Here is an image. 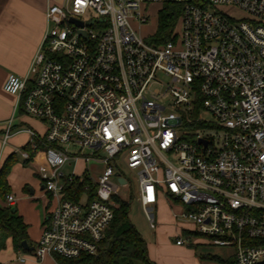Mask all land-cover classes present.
I'll list each match as a JSON object with an SVG mask.
<instances>
[{
    "label": "built area",
    "instance_id": "2783aa9c",
    "mask_svg": "<svg viewBox=\"0 0 264 264\" xmlns=\"http://www.w3.org/2000/svg\"><path fill=\"white\" fill-rule=\"evenodd\" d=\"M49 2L30 69L24 77L10 74L4 85L16 109L46 130L15 129L10 119L3 140L29 134L30 151L20 156L53 202L31 257L82 264L84 255H95L115 198L123 200L126 169L151 230L166 198L180 208L173 219L181 234L233 247L235 264H264V0ZM155 4L159 12L165 4L182 6L163 43L153 41L157 28L143 34ZM91 162L103 165L97 178ZM79 163L85 167L77 174ZM68 164L74 170L66 174ZM78 185L84 194L68 199ZM6 202L14 205V195Z\"/></svg>",
    "mask_w": 264,
    "mask_h": 264
},
{
    "label": "crops",
    "instance_id": "0c3cea01",
    "mask_svg": "<svg viewBox=\"0 0 264 264\" xmlns=\"http://www.w3.org/2000/svg\"><path fill=\"white\" fill-rule=\"evenodd\" d=\"M49 1L58 2L59 0H0V170L12 154L17 156L18 163L13 166L8 176V183L12 190L11 195L15 198L12 206L28 225L27 242L33 248L44 226L48 223L53 202L48 192L45 191L44 184L35 168L31 165V169H27L26 165L29 162L26 164V160L20 156L21 151L30 149L29 134L20 131L14 134L5 145L3 140L6 125L10 119H13L15 129L30 128L41 135H44L46 130L42 122L16 109L17 98L7 93L4 85L10 74L24 77L30 69L31 61L43 39L47 24L45 11ZM69 167L71 165L68 164L64 170ZM84 167V164L79 163L75 172L80 174ZM41 197L45 199L43 206L36 203ZM162 204H165L163 200ZM161 205H158L157 211ZM152 231L151 242H147L146 239L145 241L148 256L154 263L203 264V259H199L193 250L184 246L185 240L191 241V233L186 231L182 233L185 244L176 245V239L170 241L169 233L165 229L156 233V230ZM31 252L24 249L16 251L12 242L8 241L6 249L0 252V264H58L54 257H46L38 261L31 257ZM22 257L26 260L20 261ZM215 260L221 264L226 261L218 257H215Z\"/></svg>",
    "mask_w": 264,
    "mask_h": 264
},
{
    "label": "trees",
    "instance_id": "16d2710c",
    "mask_svg": "<svg viewBox=\"0 0 264 264\" xmlns=\"http://www.w3.org/2000/svg\"><path fill=\"white\" fill-rule=\"evenodd\" d=\"M182 12L179 4H165L158 15L157 33L153 39L156 43H163L169 39ZM27 151H30L27 150ZM28 160L25 161L28 164ZM18 163L17 156L12 154L2 165L0 170V252L6 249L11 241L16 251H22V242L28 241V225L23 218L13 212L14 207L6 202L11 194L8 176L13 166ZM86 183H90L86 181ZM89 190V197H95V187ZM84 185H78L67 194V198L77 201L83 194ZM118 207L114 211L111 226L105 231L103 241L98 245L95 255H84L77 262L82 264H156L148 256L147 243L132 224L129 213L130 203L115 198ZM60 264H68L63 259H58ZM223 264H235L224 261Z\"/></svg>",
    "mask_w": 264,
    "mask_h": 264
},
{
    "label": "rangeland",
    "instance_id": "374dc122",
    "mask_svg": "<svg viewBox=\"0 0 264 264\" xmlns=\"http://www.w3.org/2000/svg\"><path fill=\"white\" fill-rule=\"evenodd\" d=\"M161 8L159 4L152 5L150 7V23L146 26V30H144L143 34L148 35L152 34L155 32L158 24V10ZM221 11L226 13V14H231L232 16H235L236 18H241L244 16L240 11L235 10V8L230 7V6H223L220 7ZM160 79L162 81L168 82L169 78L166 77L163 74L159 75ZM161 87V85H158V88ZM204 118L207 120H211V116L208 114L204 115ZM64 149L69 150L70 152H77L80 151L82 155H89L91 153V150L89 149H77V148H71L70 146H63ZM100 155L103 156V153H100ZM88 167L90 168V171L92 175L97 178L100 173L103 170V165L91 162ZM27 169H31V164L29 163L26 165ZM74 165L69 167V169L65 170V173L68 174L69 172H73ZM33 170V169H32ZM34 172V171H33ZM123 175L127 178L128 180V185L125 187H120V196L122 197L123 200L128 201L130 203V213L129 217L132 222V224L135 226L137 231L141 234V236L147 240V242H151L153 238V231L149 228V224L147 222L146 216L144 214V211L140 205V203L136 200L135 197V183L133 179L130 177V173L128 170L124 169L123 170ZM113 181H117L115 177H113ZM84 194V193H83ZM39 198V196H38ZM162 200L164 201L165 204H162ZM162 200L159 201L158 205L159 210L156 213V218H157V228L156 232H159L161 229L164 231H168L169 233V240H175L177 238H182L183 236L180 232V227L176 225L174 219H173V213L177 212L180 210L179 207H174L173 204L167 200L166 198H163ZM45 202V199L41 197L38 199L36 202L38 205L43 206ZM40 206V207H41ZM37 209L39 208L37 205L35 206ZM160 226H162L160 228ZM178 227V228H176ZM188 228H191V230H194L195 228L193 226H189ZM185 247L190 248L193 250L194 254L198 256L199 259H203V264H221L215 260V257H218L222 260L230 261L233 262L235 260L234 255H235V249L233 247H221V246H216L210 243V241L207 239V237L203 236H193L191 238V241L185 240ZM236 261V260H235Z\"/></svg>",
    "mask_w": 264,
    "mask_h": 264
},
{
    "label": "water",
    "instance_id": "95a60500",
    "mask_svg": "<svg viewBox=\"0 0 264 264\" xmlns=\"http://www.w3.org/2000/svg\"><path fill=\"white\" fill-rule=\"evenodd\" d=\"M78 23V22H77ZM78 24H80V26H81V23H78ZM119 182L121 183H124L125 181L123 180V179H120L119 180ZM13 212H16L15 211V209H13ZM22 248L25 250V251H33V247H30L29 245H28V242L27 241H24V242H22Z\"/></svg>",
    "mask_w": 264,
    "mask_h": 264
}]
</instances>
